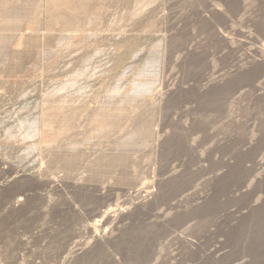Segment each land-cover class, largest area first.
I'll return each instance as SVG.
<instances>
[{"label": "rangeland", "instance_id": "obj_1", "mask_svg": "<svg viewBox=\"0 0 264 264\" xmlns=\"http://www.w3.org/2000/svg\"><path fill=\"white\" fill-rule=\"evenodd\" d=\"M0 264H264V0H0Z\"/></svg>", "mask_w": 264, "mask_h": 264}, {"label": "bare ground", "instance_id": "obj_2", "mask_svg": "<svg viewBox=\"0 0 264 264\" xmlns=\"http://www.w3.org/2000/svg\"><path fill=\"white\" fill-rule=\"evenodd\" d=\"M19 201H22V200H19Z\"/></svg>", "mask_w": 264, "mask_h": 264}]
</instances>
